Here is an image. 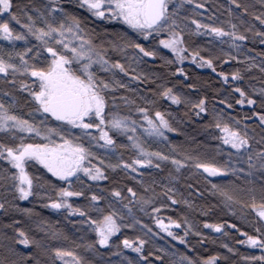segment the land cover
Segmentation results:
<instances>
[{
    "label": "snow or ice",
    "instance_id": "6c2138e0",
    "mask_svg": "<svg viewBox=\"0 0 264 264\" xmlns=\"http://www.w3.org/2000/svg\"><path fill=\"white\" fill-rule=\"evenodd\" d=\"M80 9H84L92 17L100 20L120 21L132 30L133 35L125 32L106 33L112 36L107 43L109 48L97 46L91 39L92 29L87 27L84 18L77 15L74 11H69L70 5L65 4V0H43L36 6L33 0L27 4H14L13 0H0V38L13 44L11 51H0V74L5 79L11 75L13 79L7 81L10 84H16V76L19 74L25 77H31V84L19 81V88L27 92L31 101L35 105L30 110L33 115L36 113L44 116L43 120L36 122L34 119H24L14 112L17 103L12 93H5L9 97V102L0 101V133L5 134V139L0 140V160L6 161L10 166L0 173V187H3L5 194L11 193V200L7 195L0 197V212L5 214L18 210L26 215L32 214V209H20L17 200H28L29 197H38L44 189V184L40 183V177L32 176L27 171V165L35 163L41 165L52 177L63 182L64 187L56 189L55 198L47 197L48 202L44 204L45 208L55 210L66 209L69 213L77 214L83 219L81 223L88 224L96 234V240L84 245L85 250L98 251L96 245L102 247H115L120 249H131L140 256L143 264H150L147 256L143 255V250L148 243L147 239L140 236L135 241L125 237L118 244H112V237L121 231V228H131L136 224H141L142 228L151 229L142 224L140 220L133 218L131 224H121L118 221L126 217L116 208L108 205L109 211L105 214V209L98 206L105 197L97 194L92 190L91 185H87L88 195L83 190H73L74 181L83 186L81 173L89 181L99 182L107 181L108 176L105 174L104 160L100 159L92 151L91 146L95 144L101 149L111 151L117 154L118 162L115 164L108 163L107 168L115 170L123 168L135 173L141 167L160 168V162H169L179 172L181 169H189L194 173L202 175L210 185L213 194H218L223 198L225 205L231 209L234 205H240L242 209H247L252 215V231H243L234 223L222 221L220 223L205 222L203 227L211 229L216 233L228 235L225 228L233 229L240 233L244 239L237 240L236 243L246 245L250 249H258L259 254H239L243 264H264V112H254L253 115L258 118V126L261 128V135L256 139V135H249V125L241 128L240 121L235 120L233 123L225 122L217 114V121L214 125L221 133L215 139L221 141L222 145L229 146L235 150L228 153L229 160L224 163H218L214 159L208 160L200 155L179 152L177 155H166L161 151H148L140 139L135 135H128L129 132L136 133L135 127L138 123L132 120L130 116H122L118 112H109L108 96L109 90L116 87L125 88L126 85L115 79L116 70L125 75H130L128 68L119 59L112 60L107 56L111 49L113 52L126 53L132 50L134 55L129 57L130 62L136 64L145 63V58H159L167 64H182L184 60L191 59L192 63L200 68H210L216 72V62L222 60L221 55H215L213 51V41H219L220 44L228 43L232 49L241 47V43L249 39L245 33H252V38H259L260 43L264 44V30H254V25L246 27L244 32H240L236 23L231 20L222 22L217 25L214 23H203L200 19L192 18V15H181L185 5H193L194 0H76ZM230 7L228 15H233L234 6L237 12L251 18L252 21L258 22L264 27V12H255L253 6L238 2V0H229ZM264 6V0H260ZM204 3H197L193 8V13L197 9H204ZM203 15V13H199ZM6 17V18H5ZM210 21L212 17L208 18ZM23 21V22H22ZM12 22L20 26L16 30ZM244 23V21H240ZM227 25V28L224 25ZM194 25V28L190 27ZM199 36L201 34L212 37L208 41L209 47L206 54H201V49L197 48L189 52L185 46V36ZM34 39L37 44L33 47H25L22 51L16 50L14 44L16 41H24L26 44ZM155 41L156 47L151 44L142 43ZM167 49L172 53L173 59L163 56L160 50ZM43 61H39L42 54ZM223 57L228 60H234L236 57L231 52H223ZM32 54V59L36 63H30L28 57ZM254 61V57H246ZM18 61V62H15ZM76 65V67H74ZM99 71L111 74L110 79L98 76L93 68ZM258 68L264 73V65L248 63L247 69ZM175 74L187 77L183 67L177 66ZM219 76L225 83L239 81L243 77L241 69L237 68L230 74L220 72ZM131 79L148 82L147 74L140 72L131 76ZM162 90L156 93L161 98L171 101L172 104L180 105L182 103H191L192 109L196 115L207 111V100L201 97L196 102H191L187 97L182 96L175 91L174 87L159 86ZM193 88V84L186 85ZM134 91V90H133ZM239 93L240 99L237 104H247L255 106L257 100L247 94L240 87L234 89ZM261 96V106L264 107V88L257 90ZM115 99V98H113ZM125 105L135 104V101L127 97H121ZM146 105L155 104V100H148L141 97ZM223 103V101H222ZM232 107L231 104L228 105ZM136 112L140 114L143 123L140 127L148 136L161 138L167 141L165 130L175 131L169 119L164 112L159 110L151 112L149 107L136 106ZM51 118L56 122L55 127L48 126V119ZM79 130L83 137H87L89 145L81 143V136H73L72 130ZM98 135H94L92 130ZM255 133V129H251ZM117 134L127 136L128 144H117L115 139ZM57 139H53V137ZM39 138L42 143L25 142L26 139L35 140ZM129 145L135 150L136 156L127 161L119 155L118 149L128 148ZM172 153H176V146H172ZM221 151V145L216 146V152ZM240 157L247 164L245 168H237L236 160L233 157ZM92 157L100 162L93 165ZM154 160L157 161L154 163ZM88 166H85V165ZM14 170V171H13ZM238 173H244L246 177H255L259 174V186L253 180L245 181L246 187L238 188L231 182L212 183L210 177H215L221 181H227L229 174L236 176ZM172 180L177 177H171ZM143 184V181H139ZM55 187V186H53ZM191 187V185L189 186ZM145 192L149 191L145 187ZM199 192V188L196 189ZM173 188H167L163 193L173 204L178 203L174 198ZM127 193L131 199L125 196L119 188L113 187L110 196L116 201L122 203L123 209H126L129 215H132L133 202L140 205L143 211L145 206L152 204L151 197L144 198L138 196L132 187H127ZM70 197H85L89 204L88 207L76 206L69 201ZM128 200V203L123 201ZM183 203L191 207L189 201ZM164 207V205H161ZM88 208L94 209L101 215V219H93L89 215ZM153 213H159L160 208L153 207ZM247 219V217H244ZM153 220L162 232L180 243L187 245L185 237L193 225L184 221L186 225L184 235H176L172 227L179 228L181 224L171 217H168V223L163 219L153 216ZM19 221H13L12 224L6 225V228H13V235L6 233L0 237V264H49L48 260H42V256L50 258V264H55L56 260L64 261L69 264L66 257H71V264H91L90 261L78 255L75 251H69L62 247L49 248L41 241L30 237L29 234L21 227H16ZM47 229H45L46 231ZM147 232L145 236H147ZM55 236V234H53ZM201 236L200 232L195 233ZM67 239V237H65ZM17 245H23L25 248L34 246L35 252L29 251L26 255L21 253ZM76 247H80L77 245ZM223 247L229 253L236 250L228 244ZM160 251H163L162 249ZM122 255V251L115 253ZM152 253L149 252V256ZM227 260L228 257H222ZM127 264L134 262L125 257ZM217 256H211L202 261V264H217ZM156 260L163 264L164 257L156 256ZM139 264V262H137ZM179 264H201L200 261L194 260L189 256L181 255Z\"/></svg>",
    "mask_w": 264,
    "mask_h": 264
},
{
    "label": "trees",
    "instance_id": "16d2710c",
    "mask_svg": "<svg viewBox=\"0 0 264 264\" xmlns=\"http://www.w3.org/2000/svg\"><path fill=\"white\" fill-rule=\"evenodd\" d=\"M13 2L14 4L23 5L27 4L29 0H13ZM42 2L43 0H33L36 6H39ZM238 2L253 6L251 10L257 13L264 12V6L261 5L260 0H238ZM65 4L70 5L69 11H74L77 15L86 20L87 27L93 30L91 39L94 41L112 39V36L106 33L126 31L129 35H133L132 30L118 21L100 20L92 17L84 9L78 7L76 0H65ZM211 7L212 8H210L209 5H205L203 10L204 13L210 15L209 17H212L211 21H215V23H222L231 19L232 23H236L238 30L242 33L245 28L250 25H254V30H264V27L259 25L258 22H254L250 17L237 12L234 6H231L233 8V15L229 16V0H211ZM200 20L203 23H210L206 18ZM240 21H244V23ZM12 26L16 30H20V26L15 24V22H12ZM190 27L194 28V25H190ZM225 27L227 28V26ZM245 34L249 36V39L245 42H239L241 43L239 50L232 49L228 43L220 44L219 41H213V51L215 55H221L224 61L216 62V72H213L212 69L207 67H197L196 64L192 63L191 59L184 60L182 64H167L159 58H145V63L136 64L130 62L128 59L129 57L121 58V63L126 65L130 75H125L124 73H120L119 70H116L115 79L124 83L126 87H116L108 91V110L111 109L113 103H116L121 107L128 108H136L137 105L140 107L147 106L151 109L153 115L157 110L164 112L172 126L176 129L175 131L165 130V136L168 138L167 141L176 146L178 151H183L186 147L191 146L192 144L190 141H197L218 154V156H220L219 158H221L220 160L228 161V153H234L235 150L231 149L229 146L222 145L221 141L215 139V137L221 135L219 130L214 127L217 121V114L228 123L239 120L241 122L239 125L241 128H243L244 125H249V135H256L257 140L262 134L261 128L258 126V118L254 116L253 113L264 112V107L261 106V96L257 91L258 89L264 88V73H261L258 68L247 69V64L255 63L264 65V44L260 43L259 38H252V33L249 32ZM209 40H212V37L203 34L199 36H189L186 34L185 46L189 49V52L199 48L201 49V54L204 55L206 54V49L209 47ZM141 42L146 45L151 44L153 47L156 43L155 41L144 42L143 40H141ZM36 44L37 42L34 39H31L30 43L27 44L24 41H16L14 47L16 50L22 51L25 47H33ZM12 48V43L0 38V51H11ZM221 49L223 52H231V55L236 57V59L228 60L226 57H223ZM160 50L163 56L168 59H173L172 53L169 50L163 49L162 46ZM45 55L47 54H42L39 57V61H43ZM246 57H254L255 59L251 61L246 59ZM26 58L29 59L30 63L37 62L32 59V54ZM177 66L185 69L187 77L175 74V68ZM237 68L241 69V75L243 77L239 81H232L229 77V82L225 83L219 76V73L222 71L230 74ZM140 72L148 75V82L131 79V76ZM96 73L98 76H103L106 79L111 78L110 73L106 74L99 71H96ZM6 79L7 81H11L13 77L9 75ZM6 79L3 74H0V99L8 103L10 98L6 97L4 94L9 92L12 93L17 101L13 110L22 113L25 118H31L33 115L30 113V110L34 108L35 105L31 101L28 93L19 88V81L22 80L26 84H31L32 78L18 74L16 76V84L7 83ZM188 84H193L194 87L191 89L186 87ZM160 85L174 87L175 91L187 97L191 102H196L201 97L206 98L207 111L197 116L196 111L192 109L191 103L175 105L172 104L171 101L159 97L156 93L162 90L159 87ZM236 87H240L247 94L251 95L253 99H256L257 104L255 106L247 105L246 103L237 104L236 101L240 99V96L239 93L234 91ZM121 97H127L129 100L135 101V104L125 105ZM141 97L148 100H155V104L146 105ZM229 104L232 105L231 108L228 107ZM49 121L54 122L50 119ZM251 129H255V133H253ZM78 132L81 134L79 130ZM95 135H98L97 132ZM5 138V134L0 133V140ZM115 139L118 145L129 143L127 136L123 134H117ZM25 142L42 143L44 141L36 138L34 141L26 139ZM217 145H221V151L219 153L216 152ZM117 151L123 159L129 162L136 156L135 150L132 149L130 145L128 148H121ZM233 159L236 160V166L245 165L242 158L234 156ZM156 162L157 161L154 160V163ZM9 167L6 161L0 160V173ZM102 167H105V174L108 176L107 181L93 182L89 181L84 175H81L83 186L74 181L73 190H83L87 196L88 190L86 186L91 185L93 191L105 197L102 202H98V206L105 209V214L110 210L107 206L109 205L108 203H119L109 194L113 187L119 188L123 194H127V187H132L137 192L138 196L144 198L151 197L153 201L152 204L144 208L146 210L144 215L146 214V216H148L147 221L150 225L149 228L153 233V246L147 247L143 251V255L147 256L148 260L160 264V261L156 260V256L159 255L164 257L163 264H179L181 255H186L194 260L200 261L202 264L204 259L217 256V264H243L239 254H259L258 249H250L246 245L236 243L237 240L244 239V237L233 229L225 228L228 235H224L203 227L205 222L220 223L222 221H227L228 223L236 224L237 227L241 228L243 231L251 233L252 224L248 221L252 220V215L248 213L247 209H242L240 205H234L229 209L223 202L222 197L218 194H213L210 190V185L207 184L202 175L194 173L189 169H181L177 172L170 161L160 162L159 169L145 166L139 168L135 173L123 168L112 170L107 168L106 165ZM27 171L32 176L40 177V183L44 184L45 187L43 190H40L42 199L38 197H29L28 200H17L16 203L19 208H30L32 212H37V214H40V216L45 219L46 217L52 219L54 221L52 224L55 226L57 235H60L57 236V242L60 243L61 246H64V244H66V246L81 245L76 236L70 232L73 230V227L78 226L84 227V232L88 235V238L96 240L95 232L89 228L88 224L81 223L83 218L79 215L69 213L66 209L55 210L44 207V204L48 202L47 197L55 198L56 189L66 185L58 181L57 178L52 177L41 165L35 164L34 162L27 165ZM170 176L177 177V179L172 180ZM256 177L260 180L259 174H257ZM209 179H211L212 183L226 182L215 177H210ZM141 180L143 184L139 183ZM190 185L191 187H189ZM145 187H148L149 191L145 192ZM167 188L174 189V192L170 193V195H174V198L179 201L178 203L173 204L172 201L163 194ZM197 188H199V192H197ZM0 194L3 197L7 195L9 200L12 198L10 192L5 194L3 187H0ZM185 200L189 201L191 207L183 203ZM69 201L74 207L81 206L87 208L89 204L85 197H70ZM132 205L133 207H138V204L135 202H133ZM161 205H164V207H161ZM119 206H122V203H119ZM153 207L160 208V212L153 213ZM121 209H123V207H121ZM88 211L93 219H95V216L97 218L100 215L97 213V215L94 214L93 216L92 213L96 212L94 209L88 208ZM2 214L4 215L5 213ZM2 214H0V216H2ZM26 216L27 215L23 212L13 210L7 213L8 222L5 223V226L12 224L13 221H19L15 226L23 228ZM153 216L163 219L165 223H168V217L179 222L181 226L179 228L173 226L172 231L180 236L184 235L186 227L184 224L185 220L193 225L188 236L185 237L188 241L187 245L180 243L179 240H174L172 237L168 236L166 232H162L155 224ZM244 217H247V219ZM98 219H101V217ZM118 222L123 224L122 220ZM47 224L43 225V227L48 231ZM197 231L201 233V236L195 235ZM8 233L9 235H13V228H8ZM128 236L125 234L124 227H122L121 231L112 237V244H118ZM65 237H67V239H65ZM49 238L52 239L53 237ZM224 244H228L236 251L229 253L227 249L223 247ZM49 246L52 247L50 244ZM97 246L98 245H96V247ZM99 248L103 249L104 247ZM120 248L123 249L122 245ZM161 249L163 251H160ZM149 252L152 253L151 256H149ZM222 257H228V259L225 260Z\"/></svg>",
    "mask_w": 264,
    "mask_h": 264
},
{
    "label": "rangeland",
    "instance_id": "374dc122",
    "mask_svg": "<svg viewBox=\"0 0 264 264\" xmlns=\"http://www.w3.org/2000/svg\"><path fill=\"white\" fill-rule=\"evenodd\" d=\"M197 3H204L205 5H209L210 8L211 7V0H194V4L193 5H185L184 10L181 11V15H192V18L197 19V18H206L207 20H209V14L204 13L203 9H197L195 13H193V8L195 7V4ZM199 13H203V15H199ZM231 20V19H228ZM118 21V20H116ZM120 22V21H118ZM210 23H214L217 25L222 24L221 22L219 23H215V21H210ZM121 23V22H120ZM127 26V25H125ZM224 26H227L226 24ZM131 30V29H130ZM111 39H104L102 41H94L93 42L97 45V46H102L106 49L109 48L108 45V41ZM156 43L154 45V47H156ZM134 55V53L132 52V50H127L126 53H117V52H113L111 49L108 50L107 52V56L109 58H111L112 60L115 59H121V58H125V57H132ZM76 65H74L75 67ZM93 71H99L97 68H93ZM101 72V71H99ZM34 79V78H32ZM0 101H2L0 99ZM109 112H113L116 113L118 112L120 115L122 116H130V118L132 120H136L138 121L137 125L135 126L137 128L136 133H132L129 132L128 135H135L137 136L140 141L143 143L144 147L148 150V151H161L166 155H172L175 154L177 155V158H180L178 153L179 152H185V153H191L193 155H200L203 158H206L208 160H215L218 163H224L225 161L220 160L221 158H219L220 156H218V154H216L215 152H213V150H211L210 148L208 149V147H206V145H202L200 143H198L197 141H190L191 142V146H188L185 148V150L183 151H178L176 153H172L171 149L172 146H174L173 144H171L169 141H164L161 138H153L147 135V133H145L143 131V129L140 127V123H143V121L141 120L140 114L136 112V108H128V107H121L119 104L113 103L111 105V109L108 110ZM16 115L21 116L24 119H34L36 122L43 120L44 116H42L39 113H36L34 115V117L32 116L31 118H25V116L20 113V112H16L14 111ZM50 120H52L51 118H49ZM48 119L47 123L49 127H55L56 123L54 122H50ZM93 134H96V131L93 129ZM98 134V133H97ZM72 135L73 136H81V143L85 144L86 146L89 145V140L87 137H83L82 134H79L78 130L73 129L72 130ZM53 139H57L55 136L53 137ZM92 151L96 154V156H98L100 159L104 160V165H107L108 163H112L115 164L118 161V157L116 155V153L111 152V151H106L105 149H101L98 146H96L95 144H93L91 146ZM136 153V152H135ZM91 159V163L93 165L99 164V160L96 159L95 157L90 158ZM85 166H88L87 164ZM103 166V165H102ZM236 166V165H235ZM237 168L243 167L245 168V172H247V164L245 163V165L243 166H236ZM81 175H83L81 173ZM247 180H253L257 187L259 186V180L258 178L255 177H246L244 173H238L236 176H233L231 174L228 175L227 177V181L226 182H231L234 186L238 187V188H244L246 187V183L245 181ZM1 195V194H0ZM125 196H128L129 199H131L130 194H124ZM1 197H3L1 195ZM8 198V197H7ZM38 198L42 199L41 196H38ZM36 198V199H38ZM9 199V198H8ZM121 203V202H119ZM119 203L117 204H112V207L116 208L117 210H119L122 215H124L126 218L123 221V224H131L133 223V218L140 220L142 222V224H145L148 226L149 228V223L147 221L148 216H146V214L144 215V212H146V210L144 209L143 211L140 210V205L138 204V207H133V205H131L132 207V215H129L126 209H121L122 206H119ZM123 203H128V200L123 201ZM110 204V203H108ZM108 206V205H107ZM138 210V211H137ZM3 212H0V214H2ZM92 213V212H91ZM93 216L94 214L97 215V212L92 213ZM101 215H99L97 218L95 216V219L100 218ZM50 220V221H49ZM8 222V218H7V214H2V216H0V237H2L5 233L7 235H9L8 233V228L5 227V223ZM48 223V224H47ZM54 223V221L50 218H43L40 216V214H37V212L35 213L32 212V214L27 215L25 218V223L23 224V229L29 234L30 237H34L35 239L41 241L42 244L48 246L49 248H55V247H62L65 248L69 251H75L78 255L84 257L86 260L90 261L91 264H127V260H125L124 258L127 257L129 259H131L134 264H137V262H139V264H143V261L140 260V256L133 252L131 249H117L115 247H102V246H97L96 248L98 249V251H92V250H85L84 245L87 243H92L93 241H95V239H91L88 238V235L84 232V227L83 226H78V227H73V230L70 231L74 236H76V238L80 241L81 245L80 247H76V245H68L66 246V244H64V246H61L60 243L57 242V231L55 229V226L52 224ZM47 224V228L48 231L44 229L43 225ZM50 228V230H49ZM55 229V230H54ZM125 230V234H127L129 239H132L135 241V238L137 236H140L143 239H147L148 243L146 244L145 248L147 247H152L153 246V233L148 232V229L146 228H142L141 224H136L134 227L131 228H124ZM148 233L147 236H145V233ZM55 234V236L53 235ZM49 237H53L52 239H50ZM88 238V239H87ZM59 239V238H58ZM51 242V243H48ZM52 245V247L49 246ZM17 248L19 249V251L23 254H27V252L32 251L35 252V248L34 246H28L27 248H25V246L23 245H17ZM143 250V251H144ZM122 251V255H117L115 253ZM42 260H48L49 264H50V258L47 256H42L41 257ZM66 260L69 261V264H71V257H66ZM150 261V260H149ZM29 264H32V261L29 260ZM55 264H64V261L61 260H56ZM150 264H158L156 262L150 261Z\"/></svg>",
    "mask_w": 264,
    "mask_h": 264
}]
</instances>
